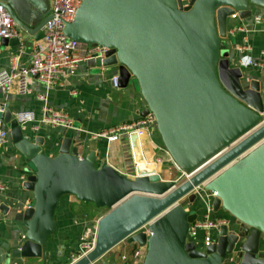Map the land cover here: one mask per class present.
<instances>
[{
    "label": "water",
    "instance_id": "water-1",
    "mask_svg": "<svg viewBox=\"0 0 264 264\" xmlns=\"http://www.w3.org/2000/svg\"><path fill=\"white\" fill-rule=\"evenodd\" d=\"M0 4L21 33L44 38L52 10L44 0ZM261 7L264 0H83L65 34L109 48L96 60L101 71L116 66L119 86L137 87L147 104L140 116H154L183 173L206 165L181 183L156 168L129 177L108 163L97 166L94 150L80 156L83 147L73 133L64 134L51 156L45 138L29 134L0 103V121L29 163L23 187L34 194L32 204L13 215L0 204L24 229L10 255L46 264L47 241L58 231L56 207L73 195L107 211L97 222L93 248L70 264H92L123 241L145 249L141 264H264V96L260 82L232 64L229 39L231 16L249 20ZM1 39L10 46L22 41ZM137 139L133 133V145ZM200 185L216 193L213 213L223 210L236 220L221 224L215 242L204 248L189 238L199 217L191 205ZM147 224L150 233L143 230Z\"/></svg>",
    "mask_w": 264,
    "mask_h": 264
},
{
    "label": "crops",
    "instance_id": "crops-1",
    "mask_svg": "<svg viewBox=\"0 0 264 264\" xmlns=\"http://www.w3.org/2000/svg\"><path fill=\"white\" fill-rule=\"evenodd\" d=\"M13 1L16 5H22L35 0ZM259 14L262 15V20L257 21L255 16ZM238 25L245 30L239 31L236 28ZM19 37L22 41L16 46L5 45L0 38V71L19 70L31 63L32 47L37 40L28 38L21 33V30H19ZM229 39L232 44L230 51L232 64L241 66L248 80L259 81L264 96V67L249 63V61H255L264 64V7L257 8L249 20L238 18L231 21ZM246 44L250 46V49H239ZM117 73L116 66L107 67L101 71L99 61H83L77 68L64 71L56 86L50 87L34 77H28L29 92L27 93L20 92L18 81H14L8 91L0 88V103L14 116L19 111L30 110L35 113V125L38 128L34 129L32 124H28L24 129L34 137L45 138L44 149L48 155L58 154L64 134L72 131L83 147H80V156L84 157L90 151H96L97 166L108 163L129 177H134L138 169L153 168H156L164 179H172L174 170L182 174L166 150L156 123L148 132L138 137L135 145L129 135H124L113 142L92 137V134L109 127L138 119L141 117L140 113L147 107L146 101L136 86L131 84L127 87L113 86L111 78ZM44 105L69 114L73 119V127L65 129L61 126L53 127L42 123ZM0 127L6 128L10 134L9 125L4 120L0 121ZM158 158L162 162H158ZM165 165L170 168L163 170ZM27 167L29 163L20 155L9 135L6 144L0 145V184L4 186V189H0V204L8 205L12 215L15 211L29 207L34 198L33 192L23 187L26 180L21 179L22 175L28 177L30 174L26 171ZM79 202L73 195L60 198L55 210L58 231L47 241L46 264H68L69 261H73L75 254L78 255L81 236L95 229L99 218L107 211V209H99L96 213L93 212V219L88 221L79 217L77 210L74 209L76 205L81 206ZM91 206L96 208L94 205ZM191 206L195 210L197 208L200 214L205 213L201 199H196ZM210 216L226 218L229 224L236 221L223 210L212 213ZM23 232V227L12 224L0 210V264H43L41 259L14 258L10 255L11 249L23 237ZM202 239L201 234V242ZM8 245L9 248H6ZM133 248L141 249L144 257L145 249L123 241L92 264H141L143 259L138 262L132 260ZM126 253L129 258L124 261L121 255ZM228 264H234V262L229 261Z\"/></svg>",
    "mask_w": 264,
    "mask_h": 264
},
{
    "label": "built area",
    "instance_id": "built-area-1",
    "mask_svg": "<svg viewBox=\"0 0 264 264\" xmlns=\"http://www.w3.org/2000/svg\"><path fill=\"white\" fill-rule=\"evenodd\" d=\"M82 1L83 0H53V6L50 13L51 18L44 25L46 34L43 39L36 41L33 44L31 63L19 70L0 71V88L3 91H8L12 87L13 82L18 81L20 92H29V85L27 83L28 77H34L41 83L50 87L56 86L58 85L60 77L64 71H71L77 68L83 61L105 59L109 48L105 46L93 47L91 45L83 44L71 39L64 32L65 24L74 20L77 9ZM238 18V13L231 16L232 21L237 20ZM255 20H262V15L259 14L255 16ZM236 28L239 31L245 30L241 25H238ZM15 36H19L18 25L12 18L8 9L0 4V38H12ZM239 49L248 50L250 49V46L246 44L242 47L240 46ZM249 63L254 66L264 67V64L261 62L249 61ZM119 77V73H117L111 78V82L116 88L120 87ZM15 119L23 129L28 124H32L34 129L38 128L35 125L36 117L33 111H19L16 113ZM41 122L53 127L61 126L65 129L73 127V119L69 114L57 111L47 105L43 106ZM155 123L154 116L150 114L146 117H139L128 123L109 127L92 134V137L94 139L104 138L109 142L117 141L124 135L131 136L133 133H136L138 137H140L148 132L150 127ZM9 135V131L6 128L0 127L1 146L6 144ZM227 149L228 148L224 149L222 152ZM222 152L218 155H221ZM157 161L162 162L159 158ZM203 166L191 173H183L182 171L183 181L192 177L196 171L202 169ZM26 178V175L21 176L22 180H26ZM0 189H4L2 184H0ZM194 192L196 193L197 199H201L204 205L203 208H205V213L203 215L199 213L198 219L191 225L189 229V238L196 242V240H201L202 234L203 239L201 247L204 248L215 242V235L219 231L220 225L228 223V220L222 217L211 218L210 216V214L213 213L211 200L216 196L215 192L204 190V185L195 188ZM197 211L199 212L198 209ZM149 225L150 224L145 225L143 229L148 233H150ZM96 230L97 226L95 229L89 230L81 236L77 258L88 253L93 248L95 244ZM121 256L124 261H127L129 258L127 253ZM140 259H143V252L141 249H137L132 255V260L138 262ZM230 261L233 262L232 259Z\"/></svg>",
    "mask_w": 264,
    "mask_h": 264
},
{
    "label": "rangeland",
    "instance_id": "rangeland-1",
    "mask_svg": "<svg viewBox=\"0 0 264 264\" xmlns=\"http://www.w3.org/2000/svg\"><path fill=\"white\" fill-rule=\"evenodd\" d=\"M37 1H39V0H37ZM45 1V3H46V5L47 6H51V9H52V6H53V0H44ZM70 134L72 133V131L71 132H69ZM169 166H167V165H165V167L163 168V170L164 169H166V168H168ZM170 168V167H169ZM171 169H173L174 170V168H171ZM173 180H175L176 182H181V181H183V178H182V174H180V173H178V172H176L175 170H174V175H172V177H171ZM80 204H81V206H79V205H76L75 207H74V209L75 210H77V215L79 216V217H83L84 219H86V220H91V219H93V212H95L96 213V211H98L99 209L98 208H93V206H91V205H94L93 203H89V202H83V201H80L79 202ZM91 204V205H90ZM83 205V206H82ZM95 206V205H94ZM83 207V208H82ZM196 244L198 245V247H201L202 246V242L200 241V240H196ZM77 254H75V256L72 258V260L74 261V260H76L77 259ZM73 261H71V262H73ZM70 261H69V263L68 264H70L71 263Z\"/></svg>",
    "mask_w": 264,
    "mask_h": 264
},
{
    "label": "trees",
    "instance_id": "trees-1",
    "mask_svg": "<svg viewBox=\"0 0 264 264\" xmlns=\"http://www.w3.org/2000/svg\"><path fill=\"white\" fill-rule=\"evenodd\" d=\"M136 250H137V248H133L131 252L134 253Z\"/></svg>",
    "mask_w": 264,
    "mask_h": 264
}]
</instances>
